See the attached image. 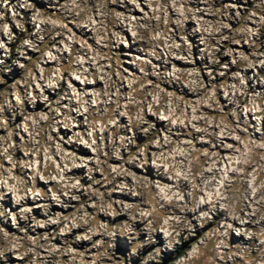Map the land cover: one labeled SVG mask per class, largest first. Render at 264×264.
Returning <instances> with one entry per match:
<instances>
[{"label": "rangeland", "instance_id": "1", "mask_svg": "<svg viewBox=\"0 0 264 264\" xmlns=\"http://www.w3.org/2000/svg\"><path fill=\"white\" fill-rule=\"evenodd\" d=\"M0 264H264V0H0Z\"/></svg>", "mask_w": 264, "mask_h": 264}, {"label": "trees", "instance_id": "2", "mask_svg": "<svg viewBox=\"0 0 264 264\" xmlns=\"http://www.w3.org/2000/svg\"><path fill=\"white\" fill-rule=\"evenodd\" d=\"M185 252H179V255H178V258L182 255V254H184Z\"/></svg>", "mask_w": 264, "mask_h": 264}]
</instances>
